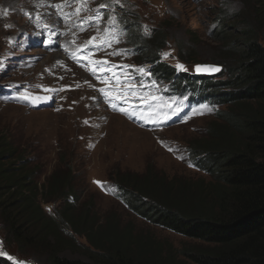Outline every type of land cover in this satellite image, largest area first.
<instances>
[{"label": "rangeland", "instance_id": "1", "mask_svg": "<svg viewBox=\"0 0 264 264\" xmlns=\"http://www.w3.org/2000/svg\"><path fill=\"white\" fill-rule=\"evenodd\" d=\"M20 2L0 0V134L36 154L46 175L59 167L58 157L71 155L85 178L83 197L101 214L131 221L141 238L171 251L195 243L123 208L107 190L108 173H142L152 164L169 179L209 180L186 149L206 139L204 129L219 109L199 102V92L175 91L194 86L203 95L216 94L199 82L194 66H222L223 47L210 37L217 18L224 10L248 13L251 0H23L12 9ZM129 26L135 35H129ZM156 35L164 41L157 61L166 65L164 71L174 70L171 76L158 74L160 81L152 74L154 64L141 60L149 59V51L137 57L131 45L135 39L149 44ZM259 36L264 40V26ZM219 73L206 79L210 85L220 80ZM174 77L184 80L179 88L166 81ZM53 207L44 210L51 214ZM21 250L7 247L0 236V258L49 264L45 254ZM85 254L64 250L60 256L94 264Z\"/></svg>", "mask_w": 264, "mask_h": 264}, {"label": "trees", "instance_id": "2", "mask_svg": "<svg viewBox=\"0 0 264 264\" xmlns=\"http://www.w3.org/2000/svg\"><path fill=\"white\" fill-rule=\"evenodd\" d=\"M263 26L264 0H251L248 13L239 16L224 10L210 34L223 47L218 48L220 80L210 85V77H197L216 94L203 95L194 86L175 91L199 92V102L219 109L204 129L206 139L186 149L208 181L169 179L152 164L142 173H108L107 190L123 208L195 243L171 251L141 238L131 221L101 214L91 198L83 197L85 178L71 155L58 157L59 167L46 175L36 154L0 134V236L7 247L45 254L49 264H89L61 257L64 250H83L94 264H264ZM133 31L129 26L130 36ZM155 37L149 44L135 39L131 45L137 57L149 51V59L141 60L154 64L152 74L160 81L158 74L171 76L174 70L164 71L166 65L157 61L164 41ZM174 79L166 81L176 88L184 82ZM45 205H54L51 214ZM0 264L19 263L0 258Z\"/></svg>", "mask_w": 264, "mask_h": 264}, {"label": "water", "instance_id": "3", "mask_svg": "<svg viewBox=\"0 0 264 264\" xmlns=\"http://www.w3.org/2000/svg\"><path fill=\"white\" fill-rule=\"evenodd\" d=\"M197 66H200V70H197ZM222 70V66L214 64H198L194 66V74L196 76H214Z\"/></svg>", "mask_w": 264, "mask_h": 264}, {"label": "snow or ice", "instance_id": "4", "mask_svg": "<svg viewBox=\"0 0 264 264\" xmlns=\"http://www.w3.org/2000/svg\"><path fill=\"white\" fill-rule=\"evenodd\" d=\"M77 2L83 4V3L86 2V0H77ZM55 7H57V8L59 9V8H60V5H56ZM100 7H107V5H100ZM77 11H79V9H78ZM95 39H96L95 37L92 38V40H95ZM89 42H91V41H89ZM113 54H116V53H113ZM164 55L167 56L168 54L165 53ZM96 63H100V62H96ZM176 67H177L178 70H180V69L183 68V65L177 64ZM197 70H198V71L200 70V66H197ZM139 71L143 72L144 69H139ZM100 91L103 92L104 89H101ZM24 98H25V99H28L27 96L24 97ZM37 99H38V98H37ZM114 107H115V106H114ZM125 114H127V113H125ZM96 183H99V182H96Z\"/></svg>", "mask_w": 264, "mask_h": 264}, {"label": "bare ground", "instance_id": "5", "mask_svg": "<svg viewBox=\"0 0 264 264\" xmlns=\"http://www.w3.org/2000/svg\"><path fill=\"white\" fill-rule=\"evenodd\" d=\"M22 2L18 3V4H15V6H12V9H17L18 5L22 4L23 3V0H21ZM51 4V3H50ZM7 5H14V3L12 1H8L7 2ZM48 6V5H47ZM7 9V8H6ZM28 13V12H27ZM67 13V12H66ZM16 14V13H15ZM57 15V14H56ZM33 16V14L31 15ZM55 17V16H54ZM62 18V17H61ZM55 20V19H54ZM51 53V52H50Z\"/></svg>", "mask_w": 264, "mask_h": 264}]
</instances>
